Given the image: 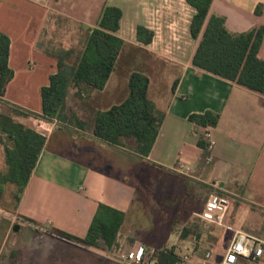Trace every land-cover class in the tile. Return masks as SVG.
Masks as SVG:
<instances>
[{"label":"crops","instance_id":"1","mask_svg":"<svg viewBox=\"0 0 264 264\" xmlns=\"http://www.w3.org/2000/svg\"><path fill=\"white\" fill-rule=\"evenodd\" d=\"M160 1L154 0L158 6ZM184 1L190 26L196 11ZM108 6L117 7L110 0H0V35L11 40L9 66L14 71L4 94L0 81V104L42 115V89L60 70L71 78L91 30L99 28ZM154 9L147 7L143 21H136L133 28L121 21L116 36L125 46L104 90L69 88V96H80L96 115L128 98L132 73L146 74L149 99L164 114L153 150L143 157L129 150L126 142L124 146L106 143L94 136L93 124L83 130L27 117L23 123L46 137V144L9 220L0 217V264H124L115 256L137 244L149 253L171 252L178 260L189 256L185 264H202L207 254L216 261L222 258L231 231L264 242V95L197 69L193 58L200 39L194 40L190 31L185 38L193 45L189 54L166 56L165 39L154 27ZM210 15L224 17L232 33L264 29V0H214ZM141 25L155 33L149 45L137 39ZM128 45L144 49L147 56L144 67L125 80L123 93L116 71ZM259 56L264 61V39ZM207 111L220 115L216 128L208 130L189 120ZM208 131L210 152L198 144ZM149 172L157 175L165 193L172 182L204 190L205 197L195 194L197 202L191 204L188 217L178 213L171 221L178 227L164 228L148 217L150 204L139 192L151 183ZM218 197L232 199L226 212L219 208ZM100 205L125 214L112 248H90L53 233L59 230L85 238ZM218 216L221 223L215 219ZM260 263L264 264V254Z\"/></svg>","mask_w":264,"mask_h":264},{"label":"trees","instance_id":"2","mask_svg":"<svg viewBox=\"0 0 264 264\" xmlns=\"http://www.w3.org/2000/svg\"><path fill=\"white\" fill-rule=\"evenodd\" d=\"M186 1L196 11L190 23L191 37L194 40L200 39L193 65L264 95V61L259 56L264 29L232 33L227 29L224 17L210 15L214 0ZM122 19L123 10L119 7L108 6L103 10L99 28L91 30L78 61L72 68L71 78H67L60 70L51 76L49 86L42 89V115L8 106L10 111L25 119L35 117L68 124L70 85L77 89L87 86L102 91L115 71L118 57L125 46L124 40L116 36ZM154 36L153 31L145 26H138L137 39L141 44H151ZM10 47V38L1 34V94L5 93L7 85L14 78V71L9 66ZM59 65L62 67V64ZM149 86L150 79L146 74L132 73L128 98L120 105L96 113L93 122L94 136L118 146H124L130 140L138 155L149 156L164 121V114L149 99ZM80 93L81 90L78 91ZM73 119L76 121L73 126L79 129L85 130L90 126L89 122L80 119L76 113H73ZM189 120L199 127L216 128L220 115L207 111L204 114H193ZM0 127L14 144L13 148L6 149L9 170L1 177V182L16 184L19 187V200L45 147L46 137L24 123L16 122L10 114L0 113ZM198 144L203 150L210 152L211 145L205 138H201ZM124 221L123 212L100 205L85 238L73 237L59 230H54L53 233L87 247L103 250L105 247L112 248L117 243ZM154 257L158 264H175L178 261L177 256L171 252L159 251Z\"/></svg>","mask_w":264,"mask_h":264},{"label":"rangeland","instance_id":"3","mask_svg":"<svg viewBox=\"0 0 264 264\" xmlns=\"http://www.w3.org/2000/svg\"><path fill=\"white\" fill-rule=\"evenodd\" d=\"M110 3L123 10L124 17L122 25L126 26L128 24L129 27L131 26L132 28L134 27L136 21L139 23L143 21L142 13L145 9H147V7L155 8L153 12L155 21L154 27L160 36H163L165 39L163 47V50H165L163 51L164 54L168 57L173 56L177 52H185L186 55L189 54L190 48H192L193 45L192 43L185 41V38L188 37L190 31V28L188 30V20H190V18L189 9H187L188 7L186 6L184 0H161L160 6L156 5L154 0H110ZM182 45L185 46V50ZM146 56L147 54L145 50L140 47L128 45L124 49L120 56L116 71L119 78L123 81L121 82V87L124 88L123 93H125L126 89L125 80L133 70H141L144 67L143 60H145ZM114 78L115 79H113L111 83L112 87L117 79L116 74ZM69 103L71 106H69L67 110V115L70 118L68 125H75L76 121L73 119V113L77 114L78 112L81 114L83 120L89 122L90 126L93 124L95 113L93 112L91 105L81 101L80 96L77 94H70ZM0 113L12 115L16 122L23 123L25 121L24 117L11 112L7 105L0 104ZM126 143V147L135 152L133 147L134 143L130 140H127ZM13 146L14 144L12 140L0 127V217L7 218L8 220V217L12 215L18 201L19 187L13 183L1 182V177L5 176L9 170L6 149L13 148ZM147 175V177H150L149 181L151 179V183L144 184L145 189L139 192V196L142 200L150 204L148 208V217H151L150 219L158 222V224H161L164 228L171 225H175V227L180 225L179 223H171L178 213H180L181 218L188 217L187 214L194 208H191V204L194 201L197 202L195 194L197 196H206L203 193V189H194L191 185L187 186L184 183L174 182L166 185L170 191H166L167 193H165V191L160 190L163 187L162 184H159V182L156 181L157 175L152 174L151 172ZM254 192L255 191H252V194ZM216 193H218L219 196V191ZM256 199L259 201L261 200L260 197H257ZM229 201H232V199L229 198ZM246 205L249 206V208H252L250 203H246ZM250 214L252 217H256L255 215H257V213L252 211H250ZM233 236L234 232L232 233L231 231L229 238L230 242L232 241ZM156 241L160 243L161 239H156ZM157 252L159 251H156L155 254ZM120 254L121 253L115 256L118 262H121Z\"/></svg>","mask_w":264,"mask_h":264},{"label":"built area","instance_id":"4","mask_svg":"<svg viewBox=\"0 0 264 264\" xmlns=\"http://www.w3.org/2000/svg\"><path fill=\"white\" fill-rule=\"evenodd\" d=\"M211 128H208L210 130ZM205 139L209 142V131L205 135ZM211 145V142H209ZM219 208L226 212L229 208L230 201L226 197H218L215 199ZM221 223V217L215 218ZM264 254V242L247 233L234 231V236L230 242L228 249L220 260H214L211 254L205 256L202 264H261L260 260ZM189 256L180 258L175 264H185L188 262ZM120 261L124 264H158L155 260L154 253H149L142 244L136 245L130 251H123L120 254Z\"/></svg>","mask_w":264,"mask_h":264},{"label":"water","instance_id":"5","mask_svg":"<svg viewBox=\"0 0 264 264\" xmlns=\"http://www.w3.org/2000/svg\"><path fill=\"white\" fill-rule=\"evenodd\" d=\"M18 229H19L18 226H16V227H15V230H18Z\"/></svg>","mask_w":264,"mask_h":264}]
</instances>
